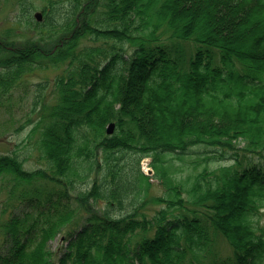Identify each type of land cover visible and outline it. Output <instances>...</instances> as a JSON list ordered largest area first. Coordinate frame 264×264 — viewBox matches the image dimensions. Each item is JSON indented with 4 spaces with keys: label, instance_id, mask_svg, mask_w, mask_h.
<instances>
[{
    "label": "trees",
    "instance_id": "16d2710c",
    "mask_svg": "<svg viewBox=\"0 0 264 264\" xmlns=\"http://www.w3.org/2000/svg\"><path fill=\"white\" fill-rule=\"evenodd\" d=\"M39 1L41 21L31 0L15 6L33 38L0 34V102L25 75L63 70L49 102L47 84L35 85L26 140L41 167L24 169L18 146L0 154L1 187L18 190L0 264H53L57 235L55 264H264V62L163 9L169 0ZM230 1V14L264 10V0ZM194 148L229 165L185 189L171 162Z\"/></svg>",
    "mask_w": 264,
    "mask_h": 264
},
{
    "label": "rangeland",
    "instance_id": "374dc122",
    "mask_svg": "<svg viewBox=\"0 0 264 264\" xmlns=\"http://www.w3.org/2000/svg\"><path fill=\"white\" fill-rule=\"evenodd\" d=\"M17 0H0V34L8 33L16 41L24 42L34 37V33L14 21L16 15ZM35 6L34 15L39 16V8L41 3L39 0H31ZM230 0H169L163 9L171 7L177 13V16L182 19H194V22L201 24L209 31L213 32L214 36L222 33L223 36H229L227 44H232L235 48L241 51H248L254 54V58L264 62V10L256 9L240 15L227 13L228 3ZM224 38H222L223 40ZM223 41L226 42L224 39ZM89 44L83 40L81 45ZM248 49V50H247ZM63 70L60 68H49L47 70H35L24 76L19 87L13 92L10 98L5 97L0 102V154L19 147L21 159L25 156L28 161L24 163L23 168L33 170L41 167L38 164L37 154L30 149L26 140L28 134L33 128L35 120L38 118L37 112H31L35 85L38 83H46L45 98L49 102L52 99L53 83L56 77ZM188 102L190 105L194 103L196 96H193L191 90H188ZM5 99H8L5 101ZM175 113L169 112L168 119L171 121L168 124L169 130L174 125ZM170 116V118H169ZM20 127H22L20 129ZM115 131V127H114ZM114 133V132H113ZM195 155L184 157L181 160L171 159V164L176 165L178 172L175 175L178 181L182 182L184 188H188L194 181L195 177L204 171L210 172L222 166H228L227 162H217L213 160H205V151L194 148ZM201 152V153H197ZM171 158V157H169ZM151 159L144 158L140 162V170L144 174H149ZM149 177L152 175L149 174ZM151 187L149 192L151 195H161L163 192L160 186V180L151 178ZM42 189L45 188L43 183H37ZM0 184V225L17 209V201L15 197L18 195V190L12 195ZM91 203V202H90ZM103 206V204L99 205ZM98 205L95 209L99 208ZM85 214V212H83ZM262 221H264V207L261 210ZM232 223H240L238 219L231 220ZM1 232V231H0ZM61 241V236L57 235L47 243V249L53 254V263H58L59 255H61V247L64 245ZM134 242V241H133ZM220 248L223 252L227 251L228 246L224 242L220 243Z\"/></svg>",
    "mask_w": 264,
    "mask_h": 264
},
{
    "label": "bare ground",
    "instance_id": "6f19581e",
    "mask_svg": "<svg viewBox=\"0 0 264 264\" xmlns=\"http://www.w3.org/2000/svg\"><path fill=\"white\" fill-rule=\"evenodd\" d=\"M248 50V49H247ZM244 55L248 56L250 55L249 50L248 51H243ZM233 199H239L237 197L233 198ZM236 210L235 209H230L229 210V215L227 217H225V220H233L234 216H235ZM233 227H237L238 229H240V225L238 223H234Z\"/></svg>",
    "mask_w": 264,
    "mask_h": 264
},
{
    "label": "water",
    "instance_id": "95a60500",
    "mask_svg": "<svg viewBox=\"0 0 264 264\" xmlns=\"http://www.w3.org/2000/svg\"><path fill=\"white\" fill-rule=\"evenodd\" d=\"M40 18H39V16L37 17V20H39ZM113 132H114V124H112V123H110L108 126H107V128H106V134L107 135H111V134H113ZM149 173H151V171H149ZM54 264V263H53Z\"/></svg>",
    "mask_w": 264,
    "mask_h": 264
}]
</instances>
